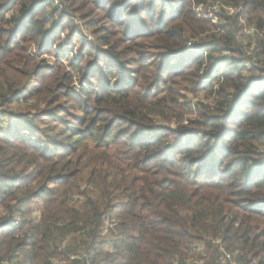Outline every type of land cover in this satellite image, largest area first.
<instances>
[{
	"label": "trees",
	"instance_id": "16d2710c",
	"mask_svg": "<svg viewBox=\"0 0 264 264\" xmlns=\"http://www.w3.org/2000/svg\"><path fill=\"white\" fill-rule=\"evenodd\" d=\"M57 1L0 0V106L33 99L37 110L0 126V263L65 255L64 264H186L193 241L211 236L239 264H264V37L258 63L245 67L232 55L242 52L234 20L189 53L187 40L211 24L189 0L156 16L159 0H88L122 36L94 51L74 88L58 63L64 48L52 54L57 64L33 66L35 52L24 48L56 46L62 24L44 13ZM223 1L264 29V0ZM94 31L105 44L114 33ZM140 39L155 49L151 58ZM39 76L45 84L36 87ZM174 85L214 95L212 112L198 108L200 120L181 124L186 103ZM43 117L51 125L39 128ZM215 253L207 264H217Z\"/></svg>",
	"mask_w": 264,
	"mask_h": 264
},
{
	"label": "rangeland",
	"instance_id": "374dc122",
	"mask_svg": "<svg viewBox=\"0 0 264 264\" xmlns=\"http://www.w3.org/2000/svg\"><path fill=\"white\" fill-rule=\"evenodd\" d=\"M182 0H166L162 2L161 0L157 1L153 10H154V16L157 15L159 8H167V14L171 10H175V8L178 6V3L181 2ZM191 5L190 9L194 11L196 9V0H189ZM58 5L57 7L53 10L54 6H49L45 9V13L49 15L50 12H53L50 16L51 18L55 21L58 22L59 24H62V27L60 31L58 32L57 36L54 37L56 46H53L52 48H43V51H37L35 46L25 44L27 48V53L33 54L32 60H31V66L33 65H41V64H57L55 59L53 58V53H55V50L62 49L60 50L61 52V61L58 62L60 65V68L63 70H66L67 73H69L71 76L70 82L72 83L74 88H77L80 84L83 85V82H81V72L84 71V67L87 63H91L94 60V51L97 49L101 50H108L111 48L113 45L116 44V41L118 38H121L122 34L120 33L118 36L116 35L118 31H122V27L119 24H111L108 20L103 18V11L102 10H97L96 5L92 3H88V0H60L57 1ZM193 2V3H192ZM62 3V4H61ZM83 3V9H78V6ZM63 9L64 11H61ZM53 10V11H52ZM151 10V11H153ZM63 12H67L64 13ZM148 11H141L139 16H140V22L145 24L148 22V24L151 22V20L148 19ZM13 13L12 10H9L7 12V17L11 16ZM131 20V22H130ZM235 21L237 27V35H236V42H235V48L240 47V49L244 51V39L242 37V34H244L245 28L249 26V24L253 23H247V21L242 18L241 16L238 17H230L225 14L222 16H218L213 19H209L210 25L206 26V29L204 32H199L194 35V37L190 38L187 40L186 47L190 50L189 53L193 54H199L202 52L203 48H201L202 45H197L200 42H205L208 43L210 41H215V39L220 35L219 29L220 26L223 25H228L230 24L231 21ZM124 22L129 24L131 26L132 24V19H130V16H127L123 19ZM90 22V23H89ZM97 28V30H100L102 28H107L108 30L114 32L110 33L108 35L109 41L107 44H105L103 41V38L100 36V32L96 34L94 29ZM131 29V27H130ZM130 29L127 30L128 36H129V31ZM116 32V33H115ZM100 36V37H98ZM191 37V36H190ZM125 38V36H124ZM135 44H138L137 46L139 47L140 52H142L143 56L151 58L153 56V52H155V49L149 45H144L145 41L140 39L134 41ZM133 44V43H132ZM128 45V43H127ZM135 46V47H137ZM59 47V48H58ZM122 48V46L120 47ZM234 47H232L233 49ZM231 51V50H230ZM243 51L239 53H232L233 56H243ZM65 53V55H64ZM139 54L138 52H132V53H126L127 56H137ZM231 53L229 52H222L221 56L226 55V56H231ZM241 54V55H240ZM220 55V54H219ZM75 61L78 63V66H82L83 70H78V69H73L71 66H69V62ZM80 62V63H79ZM136 65L130 64L129 68L134 69ZM61 69V70H62ZM201 72V71H200ZM135 77L136 75L133 74ZM136 78V77H135ZM94 79V78H93ZM41 77H38L37 82L35 83L34 86H39L40 84L43 86L44 83H41ZM95 82V79L93 80ZM184 83H182L183 86ZM86 85V83H84ZM169 85V83H168ZM179 87V86H175ZM181 88L180 94H182V98L178 97L179 100H182L181 102L186 103V106L182 109V106L178 105L177 110L182 114V121L181 124H187L189 120H200L201 118L199 117V111L201 112H212L211 107L214 104L213 98L215 97L214 95H205L203 92L200 93H192L190 91H186L183 87ZM174 98H177V96H174ZM34 103L33 99H29L27 102H25L23 99H19L16 103L11 104V105H4L0 106V110L3 111V117L0 121V126L4 127L6 125V122L10 119L12 115H25L31 117L32 112L37 111L34 110L32 107ZM60 103V102H59ZM39 109H44L45 105L44 103H40L38 106ZM198 108L199 111L197 110ZM77 109H75L76 111ZM4 117L6 119H4ZM37 126L39 128H43L44 126L51 125V120L48 117H43L42 121H35ZM171 127H174L175 124L171 123ZM29 134H34L37 136L38 133L35 132H29ZM39 214V210H34L31 211L28 216L35 217L36 215ZM38 220V218H36ZM205 240H208L211 238V236L205 237ZM203 239V238H202ZM68 239H65L63 243L61 244V248L65 246V244L68 245L67 243ZM195 241V240H194ZM66 245V246H67ZM226 247V246H225ZM63 249V248H62ZM217 256V253H215V257ZM62 257V258H61ZM61 257L57 256L51 259V262L54 264H64L65 260L63 257L65 255H61ZM190 257L193 258H198L199 255H195L194 253L190 254ZM190 259V258H189ZM210 259V255L207 260ZM188 260V259H187ZM191 261V260H189ZM187 263V262H186Z\"/></svg>",
	"mask_w": 264,
	"mask_h": 264
},
{
	"label": "built area",
	"instance_id": "2783aa9c",
	"mask_svg": "<svg viewBox=\"0 0 264 264\" xmlns=\"http://www.w3.org/2000/svg\"><path fill=\"white\" fill-rule=\"evenodd\" d=\"M195 5L196 9L193 11L194 14L199 18L210 20L218 16H222L223 14L230 17H237L241 11L239 6L226 3L223 0H206ZM242 37L244 39V51L243 48L241 50L244 53L242 56L243 65L246 67L250 66L251 64H257L259 61L257 39L264 37V29L259 30L255 24H249V26L245 28ZM14 224H17V221H15ZM205 239L206 238L193 241L191 245V253H194L195 255L198 254L199 257L186 258V264H207L209 261L207 259L214 249L217 251V257L215 259L217 264H239V261L234 257V254L225 247L220 237H211L208 240ZM0 264L16 263L5 260ZM50 264L54 263L50 262Z\"/></svg>",
	"mask_w": 264,
	"mask_h": 264
}]
</instances>
